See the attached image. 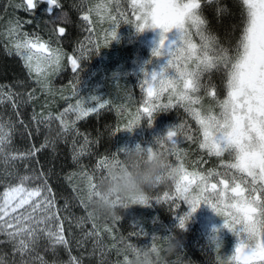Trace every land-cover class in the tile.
Returning <instances> with one entry per match:
<instances>
[{"label": "snow or ice", "instance_id": "6c2138e0", "mask_svg": "<svg viewBox=\"0 0 264 264\" xmlns=\"http://www.w3.org/2000/svg\"><path fill=\"white\" fill-rule=\"evenodd\" d=\"M41 2L42 0H22L16 7L34 15ZM235 2L240 7V34L231 47L221 44L204 12L205 7L212 8L215 18L220 21L223 16L230 14L228 5L222 0H99L95 6L88 7L80 18L91 25V15L94 13L100 23L107 21L111 27L106 30V42L117 38L121 22L132 25L137 32L146 28L162 30L159 44L152 50V57L166 56V64L160 67L159 72H144L140 83L144 98L134 114L126 106L118 109L127 111L130 117L123 130H132L144 118L151 124L155 114L177 107L183 109L197 128L193 130L185 120L160 138L159 146L168 151L170 162L179 168V174L175 177L161 176L158 186L171 182L174 190L171 193L166 191L162 196L151 200L170 203V206L176 208L180 207L178 202L181 201L189 206V211L179 217V229L185 228L190 216L201 204H206L222 217L223 227L238 238V243L234 253L225 257L220 252L221 245L216 242L217 237L214 236L212 239L216 244V264H264V0ZM86 3L87 0H81V4ZM123 3L129 5L131 18L122 10ZM113 4L116 5L115 13L111 7ZM62 7L60 0H47L48 18H45V23L54 26L55 34L59 37L66 34L63 26L66 23L62 19L68 17ZM26 23L30 24L32 21L28 20ZM22 26L17 20L9 28L8 35L14 38L13 47L23 59L29 75L34 74L41 91L49 94L52 88L49 77L62 69L65 58L71 65L72 72H78L80 59L86 55L84 45L81 44L78 49L80 57L68 55L61 47H52L50 41H44L38 34L21 33L19 29ZM236 27L233 25L232 31ZM172 29L177 30L176 35L168 40L166 34ZM213 74L222 76L223 96L220 94V86L213 82ZM71 87V95L63 99L70 101L77 95L76 86ZM34 91L35 89L32 90ZM32 92L27 93L28 102L38 99ZM18 96L19 93H5L0 88V104L6 98L14 110L18 109ZM91 100L97 102L95 106H89L83 99H76L75 104L68 103L59 113L49 111L45 114L41 111L34 114L32 120L36 126V134H39L41 125L50 128L51 121L55 119L64 133L71 130L79 136L76 122L93 113L99 114L100 109L108 104V101L101 103L96 96H92ZM70 115L74 118L69 119ZM18 122L31 137L33 133L28 125L22 119ZM15 129L16 125L12 121H0V161L4 164L30 160L49 146L45 139L39 147L32 144L29 150L11 151ZM116 131L120 132L121 129L118 127ZM174 138H179L182 144L195 143L202 153L217 159V166L206 171L197 167L202 161L206 163L201 156L193 161L190 169L184 163L187 150L178 146ZM92 143L85 135L83 144L72 155L74 163L84 155L91 154L89 146ZM52 150L55 152V141L52 142ZM147 150L151 153L153 148ZM117 163H120V154L114 152L111 157L98 159L95 169L104 174L110 166ZM12 167L15 169L14 163ZM7 176L14 177L16 182L5 183L0 180V184L4 185L0 191V237L3 238L0 239V245L11 246V258L6 259V254L0 252V264H49L39 251L42 241H46L45 252L55 253L62 246L69 254L66 264H83L81 258L71 254L64 220L71 221L69 217L60 215L61 209L46 174L43 171L39 175L35 171L31 175L10 171ZM81 176L87 178L90 192L95 187L96 177L86 171ZM37 180L42 182L35 183ZM73 191L75 192V188ZM80 205L86 210L87 222L92 225L91 230L83 234L84 240L92 238L94 250L101 248L103 256L102 233L97 229L83 199H80ZM67 206L66 200L64 207ZM119 219L120 217L115 218ZM85 223V217H79L76 227L83 228ZM103 231L109 234L110 239L116 240L113 227L105 225ZM70 235L72 233L69 230L68 236ZM131 235L141 233L133 232ZM157 239L161 238L153 237L150 248L156 249ZM120 242L124 243L125 238L121 237ZM77 243L79 245L82 241ZM125 248L139 249L131 242L126 243ZM111 249L121 252L115 243L109 246V250ZM127 259L124 254L123 264H126ZM52 264L56 262L53 261Z\"/></svg>", "mask_w": 264, "mask_h": 264}, {"label": "trees", "instance_id": "16d2710c", "mask_svg": "<svg viewBox=\"0 0 264 264\" xmlns=\"http://www.w3.org/2000/svg\"><path fill=\"white\" fill-rule=\"evenodd\" d=\"M21 2L22 0H0V88L5 93L9 91L19 93V96L16 97L19 108L15 110L12 104L3 98L4 103L0 104V121L8 122L10 120L16 125L11 151L29 150L32 144L39 147L45 139H47L49 146L30 160L12 162L15 164V169L12 167V163L6 165L0 161V180L5 183H15L14 177L7 176V172L10 171L29 175L34 171L36 175H39L43 171L46 174V179L55 194L57 205L61 209L60 215L69 217L71 221L64 220L65 234L70 240L71 254L81 258L83 264H101V261L103 264H123L125 244L128 242L133 243L137 248H150L155 236H159L161 239L168 237V235L191 239L196 228V222L192 218H189L184 229L178 228L179 217L188 212V205L180 204V207L176 208L168 205L169 203H161L153 206H129L121 212L119 220L93 219L103 236L101 242L103 256H101V248L94 250L92 238L84 240L83 234L91 230L92 225L87 222L86 210L80 205V199H83L87 204L86 194L88 191L87 178L81 176V173L86 171L96 176L95 165L98 159L104 156L111 157L114 152H118L122 157L124 151L136 146L154 149L156 147L155 140L165 137L167 132L180 122L187 120L193 130H196L197 126L183 109L177 107L167 112L155 114V119L151 124L144 118L132 130H123L128 121H123L122 117L128 112L118 111V109L121 106H126L132 113L136 111L144 98L140 88L144 72L154 71L160 63L159 58L152 57L153 48L147 43L148 40L145 39V35L142 32H137L132 25L125 24L126 34L119 41H109L103 47L104 52L109 57V69L101 86L102 93H100L99 99L103 102L108 101L106 107L100 109L99 114L93 113L76 122V127L80 132L79 136L69 130L67 133H62L60 137L52 139L55 132H61V126L55 119L51 121L50 128L41 125L39 134H36V126L32 120L34 114H39L41 111L45 114L49 111L54 114L59 113L67 107L68 103L75 104L76 98L72 97L69 101L63 99V95L60 93L44 94L41 91L34 74L33 76L29 75L23 59L11 47L10 41L14 38L8 35L9 28L19 20L23 25L19 29L21 33L38 34L44 41H50L51 44L61 47L66 54L76 56V45L85 31V21L80 17L86 12L85 6L87 4L95 6L99 0H87L86 4H81V0H60L63 6L62 10L68 13L69 19V22L63 25L66 28V34L63 37L55 34L54 26L45 23V18H48L47 0H42L34 15L17 8L16 5ZM222 2L228 5L230 14L223 16L220 21L215 18L212 8L205 7L204 12L210 21L212 31L218 36L221 44L231 47L235 45L240 34V7L235 0H222ZM111 7L115 13L116 5L113 4ZM121 7L131 18L129 5L123 3ZM97 18L95 14L91 16L94 25H96ZM28 20H31L32 23H26ZM233 25L237 26L235 31H232ZM96 27L98 26L96 25ZM82 63L80 60V68ZM75 74L72 72L67 58H65L62 69L52 77L51 84L56 88L65 86ZM212 79L214 83L220 86V94L223 96L221 74H213ZM33 89H35L34 92H32ZM29 92H32L38 99L28 102L27 93ZM17 111L19 116H17ZM73 118L71 115L69 116V119ZM20 119L32 131L31 137L28 136L24 126L18 122ZM118 127L121 129L120 132L116 131ZM51 129H55V132H51ZM85 135L93 141L89 146L91 154L84 155L74 163L72 155L83 144ZM174 139H176L178 146L185 147L184 149H188V151L197 148L195 143L185 142L182 144L179 138ZM53 141H55V152L52 150ZM34 182L41 183L42 181ZM3 187L4 185L0 184V191L3 190ZM172 187L171 182L164 183L158 186L151 196L161 195ZM73 188H75V192ZM66 200L68 202L67 208L64 207ZM87 211H89L88 205ZM79 217H85L86 223L83 228L76 227ZM105 225L113 227L115 241L109 238L107 232L103 231ZM69 230L72 233L70 236H68ZM133 232H140L141 235L133 236L131 235ZM121 237L125 238L124 243L120 242ZM0 239L3 238L0 237ZM78 241H82V243L78 245ZM114 243L121 252L116 249L109 250V246ZM45 245L46 241H42L39 251L49 261V264H52L53 261L56 264H66L69 260V254L62 246L53 253L52 251L45 252ZM226 251L225 247L220 248L221 254L225 257L229 256V252ZM0 252L6 254V259L11 258V246L9 244L0 245ZM215 256L214 249H204L196 244L186 243L182 244L178 253L169 257V264H216Z\"/></svg>", "mask_w": 264, "mask_h": 264}, {"label": "clouds", "instance_id": "9594fccd", "mask_svg": "<svg viewBox=\"0 0 264 264\" xmlns=\"http://www.w3.org/2000/svg\"><path fill=\"white\" fill-rule=\"evenodd\" d=\"M62 22L68 23V17H63ZM51 132H55V129H51ZM62 133V130L55 132L52 139L60 137ZM155 145L151 153L139 146L124 151L120 163L110 166L106 173L97 177L95 187L86 194L93 219H115L129 206L145 205L146 201L151 200L161 176L175 177L179 174V168L170 162L168 151L159 146L160 138L155 140ZM182 243L178 237L171 236L157 239L156 249L125 248L124 254L128 257L126 264H169V257L179 252Z\"/></svg>", "mask_w": 264, "mask_h": 264}, {"label": "rangeland", "instance_id": "374dc122", "mask_svg": "<svg viewBox=\"0 0 264 264\" xmlns=\"http://www.w3.org/2000/svg\"><path fill=\"white\" fill-rule=\"evenodd\" d=\"M90 4H87L85 6V10L87 11L88 7H90ZM94 15V13L92 14ZM91 15V16H92ZM96 25H94L92 19H91V25L88 22H85V28H84V34L83 37L80 39L79 43L76 45L75 54L77 57L81 56L80 51L78 50L80 48V45H84V50L86 55L82 57L80 60L83 62L81 68L78 69V72L73 75V78L70 80V82L62 87L51 88L50 93H60V95L70 96L72 93V85L76 86L77 95L74 96V98L78 99L81 98L85 100V102L89 106H95L96 101L91 100L92 96H96L99 98L100 93H102L101 86L105 81V77L108 75V69H109V62H108V55L104 52L103 47L108 44L109 41H105V35L106 30H108L111 25L106 21L103 23L99 22V18L95 21ZM93 29L92 31H89V29ZM127 28L126 25L121 22V25L117 29V38L113 40V42L119 41L120 38H122L126 34ZM161 29L159 28H146L142 33L145 35V39L148 40L147 43L152 46L154 49L158 46L160 41V33ZM177 30L172 29L169 33H167L168 40H172L174 36L176 35ZM170 35V36H169ZM172 36V37H171ZM89 41H92V43H89ZM11 42V47H13V40ZM97 44L99 47L97 48ZM52 47H58L57 45L51 44ZM14 48V47H13ZM15 49V48H14ZM160 63L157 65L156 69L154 71L159 72L160 67L166 64L167 57L162 56L159 58ZM56 74V73H55ZM51 75L49 77V80L51 81L52 77L55 75ZM169 75H171V70H169ZM112 86V85H111ZM109 94V93H107ZM109 96V95H108ZM83 97V98H82ZM100 100V99H99ZM101 103H103L102 100H100ZM135 113V112H134ZM133 113V114H134ZM123 121H128L130 119L128 113L124 115ZM198 149V147H197ZM187 158L185 159V165L189 167L190 169L193 166V160L198 157L203 156L204 161H206L205 164H209V161L218 162L216 161L215 157L209 158L206 153H201L200 150H194L193 152L187 150ZM209 158L208 160L206 158ZM215 160V161H214ZM203 170H207L209 168H213V166L206 165L201 167ZM101 175V173L97 172V177ZM96 182V180H95ZM174 190H167V192L171 193ZM157 195V196H162ZM157 196H151V198L157 197ZM178 203H184L183 201ZM161 204L157 203L154 199L150 200L148 204L143 206H153V205ZM164 204V203H162ZM170 205V203L168 204ZM194 219L196 222V228H195V234L192 236L191 239H183L182 244H196L197 246H200L204 249H215L216 244L213 242V237H217V243L221 245L220 248L225 247L226 252H229V256H231L235 251V246L238 243L236 236L230 232L227 228L223 227L224 221L223 218L218 216L209 206L206 204H201L200 207L190 216ZM172 235H168V237H171Z\"/></svg>", "mask_w": 264, "mask_h": 264}, {"label": "flooded vegetation", "instance_id": "af4514ba", "mask_svg": "<svg viewBox=\"0 0 264 264\" xmlns=\"http://www.w3.org/2000/svg\"><path fill=\"white\" fill-rule=\"evenodd\" d=\"M201 152V151H200ZM204 154V153H203ZM206 158V157H205ZM207 160L209 159V158H206ZM196 159H194L193 161H195ZM216 161H217V159H215ZM214 160V161H215ZM209 164H210V166H213V167H216L217 166V164H218V162H213V161H209ZM209 164H205L203 161L201 162V164H199V165H197V167H199V168H201L202 166H206V165H209ZM202 169V168H201ZM203 170V169H202Z\"/></svg>", "mask_w": 264, "mask_h": 264}]
</instances>
